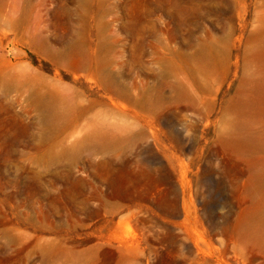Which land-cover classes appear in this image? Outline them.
Listing matches in <instances>:
<instances>
[{
	"label": "rangeland",
	"instance_id": "rangeland-1",
	"mask_svg": "<svg viewBox=\"0 0 264 264\" xmlns=\"http://www.w3.org/2000/svg\"><path fill=\"white\" fill-rule=\"evenodd\" d=\"M0 264H264V0H0Z\"/></svg>",
	"mask_w": 264,
	"mask_h": 264
}]
</instances>
